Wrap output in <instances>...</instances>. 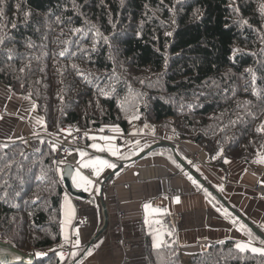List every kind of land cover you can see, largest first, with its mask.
<instances>
[{
  "label": "trees",
  "instance_id": "1",
  "mask_svg": "<svg viewBox=\"0 0 264 264\" xmlns=\"http://www.w3.org/2000/svg\"><path fill=\"white\" fill-rule=\"evenodd\" d=\"M0 84L47 125L38 148L0 139V239L35 252L14 264H65L50 144L65 126L158 124L219 163L264 155V0H0ZM148 264H264V252L226 241L186 261L169 235Z\"/></svg>",
  "mask_w": 264,
  "mask_h": 264
},
{
  "label": "crops",
  "instance_id": "2",
  "mask_svg": "<svg viewBox=\"0 0 264 264\" xmlns=\"http://www.w3.org/2000/svg\"><path fill=\"white\" fill-rule=\"evenodd\" d=\"M28 100L0 84V139L25 138L27 145L38 148L41 140L33 137L46 132L47 125L36 103L29 104ZM161 141L172 143L176 150L163 145L135 159ZM109 148L118 149V154L112 155ZM189 150L197 152L203 163L193 162ZM74 151L80 163L99 159L116 165L103 168L99 175L91 166L99 181L91 180V184L81 179L89 177L78 167L67 176L63 171V180L72 193L64 198V239L73 235L80 242L72 256L75 264H148L149 247L164 244L168 233L175 236L185 259L208 248L206 241H234L250 249H264V238L215 193L218 191L264 234V195L256 190L257 184H264V155L250 162L225 159L227 163H219L200 144L150 123L140 124L128 134L117 127L111 134L104 129L89 131L85 146ZM176 153L205 179L204 183L184 167ZM119 166L121 169L113 173ZM108 173H113L110 179H106ZM172 190L178 191L176 196ZM87 195L91 198H85ZM77 202L82 203L79 208ZM146 204L150 205L147 211ZM106 212L107 228L91 243L106 223ZM78 214L88 217L89 224L76 225Z\"/></svg>",
  "mask_w": 264,
  "mask_h": 264
},
{
  "label": "built area",
  "instance_id": "3",
  "mask_svg": "<svg viewBox=\"0 0 264 264\" xmlns=\"http://www.w3.org/2000/svg\"><path fill=\"white\" fill-rule=\"evenodd\" d=\"M106 133L111 134L112 132L108 129L105 130ZM86 131L76 128L73 125H67L63 128L60 134L54 135L50 141V144L56 149V155H55V168L57 174L62 177L64 167L66 165H73L75 167H78L82 171H84L90 180L99 182L95 177V172L91 166L84 167V163H80L78 157L75 155L76 152L74 151V148L72 146L73 140H81L86 136ZM188 157L193 162H200L203 163V161L200 159L199 154L197 152L189 150ZM110 173L106 175V179H110ZM61 182L65 189V195H72L70 190L66 187V184L63 180V177L61 178ZM256 190L260 195H264V184L259 183L256 185ZM172 195L176 196L178 191L172 190ZM81 202H77V208L81 206ZM75 224L78 226H86L89 224V219L86 216H82L80 214L77 215ZM76 237L72 235L69 239H64L61 243L58 244V248L60 250L59 256L61 258V253L63 254L62 261L65 262V264H75L72 260L73 253L75 251V241ZM216 242H205V245L210 246L215 244Z\"/></svg>",
  "mask_w": 264,
  "mask_h": 264
},
{
  "label": "water",
  "instance_id": "4",
  "mask_svg": "<svg viewBox=\"0 0 264 264\" xmlns=\"http://www.w3.org/2000/svg\"><path fill=\"white\" fill-rule=\"evenodd\" d=\"M163 145H169L174 151L176 150L175 145H173L172 143L167 144V143L161 141V142L157 143L156 145L152 146L151 148L140 153L135 159L139 160L140 158L144 157L148 152H150L152 149H155L156 147H160ZM176 155H177V153H176ZM177 158L179 159V161L184 165V167L191 174H193L196 178H198L201 182L204 183L205 179L203 177H201L198 173H196L187 161H185L179 155H177ZM64 169H65L64 170L65 176H67L68 174L73 173V171L75 170V166L69 164V165H66L64 167ZM120 169H121V166L116 168L113 171V173H116ZM113 173H110V176H112ZM215 193L220 197V199L222 200V202L226 206H228L230 209H232L233 212L238 214L241 217V219L248 226H250L256 233H258L260 236H262L264 238V234L261 233V231L256 227V225L250 219H248L244 215L240 214L218 191H215ZM85 198H91V196L87 195ZM107 215H108V213L106 212V223H105L104 227L102 229H100V231L95 235V237H94L93 241H91V243H93L94 240H96L99 237V235L103 232V230H105L107 228V217H108ZM35 258H36V255H35L34 251L27 252V253L22 252L19 249L15 248L12 244L5 243L0 239V262L9 263V264L21 263V262L33 263L35 261Z\"/></svg>",
  "mask_w": 264,
  "mask_h": 264
},
{
  "label": "snow or ice",
  "instance_id": "5",
  "mask_svg": "<svg viewBox=\"0 0 264 264\" xmlns=\"http://www.w3.org/2000/svg\"><path fill=\"white\" fill-rule=\"evenodd\" d=\"M134 118H138V117H134ZM258 131H264V128H262V129H258ZM92 139H96L95 137H93ZM100 139H102V140H111V139H114L113 137H100ZM137 144L139 143L138 141L136 142ZM92 147H94V148H97L98 150H100V151H104L105 149L103 148V147H101L100 145H97V144H93L92 145ZM109 151H111V153H112V155H117L118 154V149H115V150H113L112 148H109L108 149ZM142 150V149H141ZM85 155V153H81V156L83 157ZM228 161L227 160H225V163H227ZM89 166H92V167H94V169H95V172H96V174L97 175H99V173H100V171H102L103 170V168H105V167H107V168H115L116 167V165L115 164H113V163H110L109 161H107V160H96V161H90L89 163H86V164H84V167H89ZM78 175H79V173H78ZM81 179L82 180H84L87 184H91L92 183V181L91 180H89L88 178H86V177H81ZM189 179H191V177H189ZM193 183H196V181H193ZM86 190V189H85ZM176 199V202L177 203H179L180 202V198L179 197H176L175 198ZM145 210L147 211L149 208H150V205H148V204H146L145 206ZM226 215H227V213H225ZM235 222V221H234ZM242 227H243V225H242ZM77 235H78V230H77ZM169 235H171V233H169ZM67 235H65V239L67 240ZM262 242H264V241H262ZM79 239H77L76 241H75V244L78 246L79 245ZM156 247H160V244H159V242L156 244ZM237 247L241 250V251H244L247 247H248V245H237ZM253 252H256V251H260V252H264V249H257V248H252L251 249ZM39 255H43V254H39ZM76 255V253H73V256H75ZM89 255H91V253H89ZM61 258L63 259V254L61 253ZM0 264H3V262H0Z\"/></svg>",
  "mask_w": 264,
  "mask_h": 264
},
{
  "label": "rangeland",
  "instance_id": "6",
  "mask_svg": "<svg viewBox=\"0 0 264 264\" xmlns=\"http://www.w3.org/2000/svg\"><path fill=\"white\" fill-rule=\"evenodd\" d=\"M28 102H29V104H32V103H34V101H33V100H31V101H30V100H28ZM138 126H139V125H136L135 127H138ZM135 127H134V128H135ZM134 128H133V129H134ZM108 129H109L110 131H112V132L114 131V128H109V127H107L106 129H104V131H105V130H108ZM188 260H189V258H188V259H186V261H188Z\"/></svg>",
  "mask_w": 264,
  "mask_h": 264
}]
</instances>
